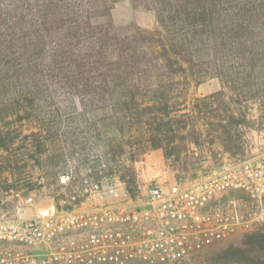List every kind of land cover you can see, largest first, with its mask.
Here are the masks:
<instances>
[{"label": "trees", "instance_id": "obj_1", "mask_svg": "<svg viewBox=\"0 0 264 264\" xmlns=\"http://www.w3.org/2000/svg\"><path fill=\"white\" fill-rule=\"evenodd\" d=\"M120 1L0 0V153L6 169L19 165L11 154L19 142L45 151L50 130L25 135L16 123L55 121L58 111L47 107L60 103L61 92L74 118L105 106L97 121L118 124L120 115L152 117L144 112L158 105L164 118L170 116V88L182 79L228 75L237 58L264 60V0H129L135 10L155 13L154 31L115 26L112 10ZM221 127L230 151L232 124ZM128 185L134 197L138 188ZM255 239L264 244V233Z\"/></svg>", "mask_w": 264, "mask_h": 264}, {"label": "rangeland", "instance_id": "obj_2", "mask_svg": "<svg viewBox=\"0 0 264 264\" xmlns=\"http://www.w3.org/2000/svg\"><path fill=\"white\" fill-rule=\"evenodd\" d=\"M112 21L117 27L158 28L154 12L135 10L129 0L114 6ZM231 64L228 75L197 73L188 82L174 84L169 91L170 116L164 118L161 105L144 112L152 117L120 115L118 124L97 121L106 113L105 106L92 109L86 118H74L71 101L61 92L60 103L47 107L58 111L55 121L16 123L25 135L39 127L50 130L45 151L40 154L33 144L19 142L11 151L19 160L13 169H6L5 153H0V221L31 219L38 207L49 204L67 211L66 206L74 210L124 203L142 196L153 181L194 180L226 162L263 152L264 60L237 58ZM75 103L80 110L78 99ZM231 124L235 138L229 151L221 126ZM16 180L17 188L6 189ZM129 183L138 188L134 197L127 191ZM30 197L33 204L27 205ZM259 214L247 230L176 264H264V244L255 239L264 233V205ZM77 235L70 232L64 238ZM45 252H31L36 264H55ZM151 258L154 263L145 264H163Z\"/></svg>", "mask_w": 264, "mask_h": 264}, {"label": "built area", "instance_id": "obj_3", "mask_svg": "<svg viewBox=\"0 0 264 264\" xmlns=\"http://www.w3.org/2000/svg\"><path fill=\"white\" fill-rule=\"evenodd\" d=\"M263 205L264 151L194 180L153 181L124 203L70 211L49 204L31 219L0 221V264H36L31 252L40 249L55 264H145L152 256L176 264L247 230ZM70 232L79 235L64 238Z\"/></svg>", "mask_w": 264, "mask_h": 264}]
</instances>
